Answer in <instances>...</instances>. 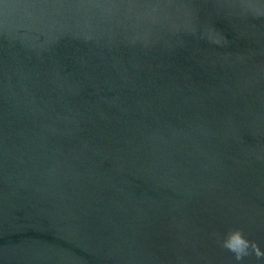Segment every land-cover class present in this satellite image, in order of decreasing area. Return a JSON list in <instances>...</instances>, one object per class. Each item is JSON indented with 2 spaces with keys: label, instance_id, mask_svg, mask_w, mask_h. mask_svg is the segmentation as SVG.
Returning a JSON list of instances; mask_svg holds the SVG:
<instances>
[{
  "label": "water",
  "instance_id": "obj_1",
  "mask_svg": "<svg viewBox=\"0 0 264 264\" xmlns=\"http://www.w3.org/2000/svg\"><path fill=\"white\" fill-rule=\"evenodd\" d=\"M234 229L264 253V0H0V264H264Z\"/></svg>",
  "mask_w": 264,
  "mask_h": 264
},
{
  "label": "clouds",
  "instance_id": "obj_2",
  "mask_svg": "<svg viewBox=\"0 0 264 264\" xmlns=\"http://www.w3.org/2000/svg\"><path fill=\"white\" fill-rule=\"evenodd\" d=\"M221 246L232 252L237 261L243 260L250 254H254L257 258H264V253L261 252L259 246L249 241L240 229L229 231L221 241Z\"/></svg>",
  "mask_w": 264,
  "mask_h": 264
}]
</instances>
